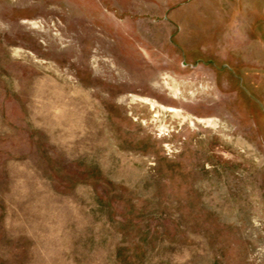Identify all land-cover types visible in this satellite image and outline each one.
I'll list each match as a JSON object with an SVG mask.
<instances>
[{
    "label": "rangeland",
    "instance_id": "1",
    "mask_svg": "<svg viewBox=\"0 0 264 264\" xmlns=\"http://www.w3.org/2000/svg\"><path fill=\"white\" fill-rule=\"evenodd\" d=\"M0 264H264V0H0Z\"/></svg>",
    "mask_w": 264,
    "mask_h": 264
}]
</instances>
